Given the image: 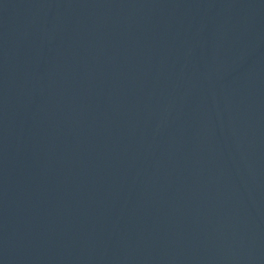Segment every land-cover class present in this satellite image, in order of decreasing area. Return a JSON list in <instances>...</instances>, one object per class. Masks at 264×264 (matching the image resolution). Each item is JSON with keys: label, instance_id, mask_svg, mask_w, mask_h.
I'll return each mask as SVG.
<instances>
[{"label": "water", "instance_id": "obj_1", "mask_svg": "<svg viewBox=\"0 0 264 264\" xmlns=\"http://www.w3.org/2000/svg\"><path fill=\"white\" fill-rule=\"evenodd\" d=\"M45 264H264V0H203L119 160Z\"/></svg>", "mask_w": 264, "mask_h": 264}]
</instances>
